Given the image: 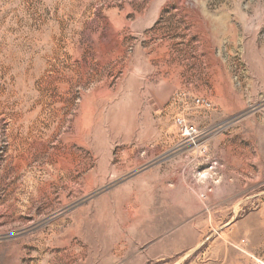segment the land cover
I'll return each mask as SVG.
<instances>
[{
  "label": "rangeland",
  "instance_id": "rangeland-1",
  "mask_svg": "<svg viewBox=\"0 0 264 264\" xmlns=\"http://www.w3.org/2000/svg\"><path fill=\"white\" fill-rule=\"evenodd\" d=\"M0 264H264V0H0Z\"/></svg>",
  "mask_w": 264,
  "mask_h": 264
},
{
  "label": "built area",
  "instance_id": "built-area-1",
  "mask_svg": "<svg viewBox=\"0 0 264 264\" xmlns=\"http://www.w3.org/2000/svg\"><path fill=\"white\" fill-rule=\"evenodd\" d=\"M185 130L188 132V133H192V132H195L196 129L194 128V126H186L185 127Z\"/></svg>",
  "mask_w": 264,
  "mask_h": 264
}]
</instances>
